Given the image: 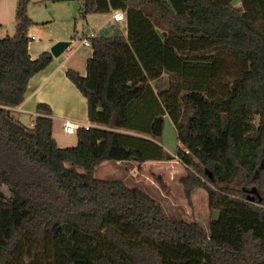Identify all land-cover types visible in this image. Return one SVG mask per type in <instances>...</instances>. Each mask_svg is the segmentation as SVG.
I'll list each match as a JSON object with an SVG mask.
<instances>
[{"label": "trees", "instance_id": "trees-1", "mask_svg": "<svg viewBox=\"0 0 264 264\" xmlns=\"http://www.w3.org/2000/svg\"><path fill=\"white\" fill-rule=\"evenodd\" d=\"M30 1L17 0L15 32L0 37V264H264V0H77L82 16L122 11L124 25L89 37L84 75L66 70L96 124L79 127L73 146L57 144L47 103L32 123L12 110L54 58L29 54ZM199 39L208 45H186ZM118 46L131 48L143 81L130 79ZM218 51L249 63L228 93L213 72ZM164 115L181 184L206 189L216 212L207 228L94 173L106 161L173 159L160 143Z\"/></svg>", "mask_w": 264, "mask_h": 264}, {"label": "rangeland", "instance_id": "rangeland-1", "mask_svg": "<svg viewBox=\"0 0 264 264\" xmlns=\"http://www.w3.org/2000/svg\"><path fill=\"white\" fill-rule=\"evenodd\" d=\"M16 4L17 0H0L1 37L12 35L15 32ZM79 6L80 2L77 0L55 2L31 0L27 6V14L33 22L29 27L28 33L30 37H34L29 42L33 45L51 38L55 42L58 41L57 39L70 41L69 47L64 50V55L73 56L72 64L74 66L70 68L84 75L86 60L83 61V57L91 56L92 49L83 45L82 39L91 31L96 34L106 33V27L101 26L108 18V14L92 13L84 17L79 12ZM208 43V39H199L187 41L186 45L190 48H200L208 45ZM127 60V72L130 79L138 80L139 77L134 74L128 57ZM248 67L249 63L246 60L234 54L225 51L215 53L213 72L217 81L222 82L224 86L226 85L225 83H228V86H225L227 91L223 93H228V90H230L229 86L234 81L236 74ZM214 83L216 82L213 81L212 85ZM59 137L64 142H71L73 139V143L67 146H73L77 143L74 133L62 131ZM177 141L174 125L169 118H166L160 143L169 152L174 153L179 144ZM136 164L138 162L135 161H121L120 163L114 161L101 162L96 166L94 173L100 178H120L130 185H139L160 202L171 219H193L199 221L207 228L208 221L216 215V212L209 207L206 189L194 188L187 191L181 184L179 179L185 173L184 166H175V164L168 162H154L136 168Z\"/></svg>", "mask_w": 264, "mask_h": 264}, {"label": "crops", "instance_id": "crops-1", "mask_svg": "<svg viewBox=\"0 0 264 264\" xmlns=\"http://www.w3.org/2000/svg\"><path fill=\"white\" fill-rule=\"evenodd\" d=\"M106 14H108V18L105 20L104 24H102L101 27L103 26L106 27L111 22L112 12ZM120 23L124 25V19L121 20ZM60 39H64V38H60ZM54 42L55 40L51 38L49 40L41 41L37 43L38 45L37 44L33 45L29 43L28 51L31 58H36L41 52L50 50V47L53 45ZM171 43L175 47L179 46L180 44L179 42H171ZM117 48L126 53L128 59L131 61L132 70L134 74L138 75L139 77V78L136 77L138 78V80L133 79V81H139V82L143 81L146 78L145 73L141 68L131 48L127 46L125 47L118 46ZM72 57L73 56L70 57V55H64V51L59 56L54 57L48 66H46L43 70L36 73L29 80L24 101L20 105L12 108L14 115L18 119L22 120L25 123H32L33 118L36 114V105L39 102L47 103L50 106L52 112L53 137L55 138L59 146H67L73 143L72 142L73 139L71 142H64L60 140L59 134L63 131V123L65 120H69L80 126L96 125V124H92L88 120L86 98L81 94L78 88L69 80V78L66 75V70L74 66L72 64ZM89 57L90 56L83 57V61L85 60L87 61ZM85 72H86V64H85ZM164 80H165V84H167L168 83L167 74L164 75ZM166 118H169V116L164 115V121ZM74 134L75 137L77 138L76 133ZM179 145L180 144H178V146ZM163 147L170 155L174 157L173 159L168 161H146L136 164L137 165L136 168H140L141 166H145L148 163H154V162H159V163L168 162L170 164H175V166H181L182 164L176 158L175 152L171 153L165 148L164 145ZM116 162L120 163L121 161H116Z\"/></svg>", "mask_w": 264, "mask_h": 264}, {"label": "built area", "instance_id": "built-area-1", "mask_svg": "<svg viewBox=\"0 0 264 264\" xmlns=\"http://www.w3.org/2000/svg\"><path fill=\"white\" fill-rule=\"evenodd\" d=\"M124 19V13L122 11H113L111 14V20L112 21H121ZM94 35V31H91L88 33V35H85L82 39V44L85 46H90L89 37ZM34 37L32 36V39ZM91 125H83L80 126L74 122H71L69 120H65L63 123V131L65 133H75L79 127H84L85 129H88ZM177 158V156H176ZM178 159V158H177ZM179 161V160H178Z\"/></svg>", "mask_w": 264, "mask_h": 264}, {"label": "water", "instance_id": "water-1", "mask_svg": "<svg viewBox=\"0 0 264 264\" xmlns=\"http://www.w3.org/2000/svg\"><path fill=\"white\" fill-rule=\"evenodd\" d=\"M70 45V41L68 40H58L56 41L51 47L50 52L54 57L59 56L64 50H66ZM252 191H256L255 188L252 189Z\"/></svg>", "mask_w": 264, "mask_h": 264}, {"label": "clouds", "instance_id": "clouds-1", "mask_svg": "<svg viewBox=\"0 0 264 264\" xmlns=\"http://www.w3.org/2000/svg\"><path fill=\"white\" fill-rule=\"evenodd\" d=\"M76 133V132H75Z\"/></svg>", "mask_w": 264, "mask_h": 264}]
</instances>
